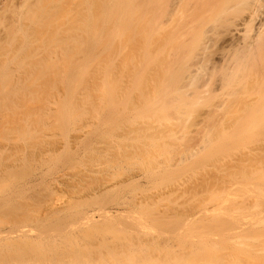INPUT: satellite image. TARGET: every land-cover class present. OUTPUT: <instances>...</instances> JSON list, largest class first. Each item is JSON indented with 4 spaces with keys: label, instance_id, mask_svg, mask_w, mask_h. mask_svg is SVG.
I'll return each mask as SVG.
<instances>
[{
    "label": "rangeland",
    "instance_id": "1",
    "mask_svg": "<svg viewBox=\"0 0 264 264\" xmlns=\"http://www.w3.org/2000/svg\"><path fill=\"white\" fill-rule=\"evenodd\" d=\"M212 1L117 0L1 68L0 232H31L0 264H264V84L226 79L264 2Z\"/></svg>",
    "mask_w": 264,
    "mask_h": 264
},
{
    "label": "bare ground",
    "instance_id": "2",
    "mask_svg": "<svg viewBox=\"0 0 264 264\" xmlns=\"http://www.w3.org/2000/svg\"><path fill=\"white\" fill-rule=\"evenodd\" d=\"M116 1L117 0H0V70L2 71L5 68L7 69L8 64L11 62L13 64L14 63L18 64L16 66H19L20 68L19 67L18 68L21 70L25 60H30L33 57L38 59L42 55L41 52L47 53L48 50H51L53 52L55 49H59V50L70 49V48H76L75 46L79 47L83 45L87 41L88 37L86 35L90 32V30L98 31V32L102 31V28L104 27L105 13L109 10L112 11L114 8L112 6L109 7V4H112ZM210 1L208 0V2ZM213 1L211 2V4L215 2ZM224 1L227 0H223V2ZM260 1H262V3L264 2V0H233L234 2L233 4L237 3L236 5L238 6L241 2H243L251 10V11L249 10L250 16H248V18L250 17V22L247 25L250 26L251 24L253 25L254 18L257 17L256 14L257 12H259L258 10H260L263 5ZM217 3L216 5L218 6L222 5V4L219 5L220 3L219 4ZM257 3H261V4H259L260 6H258L256 12ZM214 6L212 7L215 9ZM222 6H224L222 12L223 10L227 11V9H225L226 3L225 4L223 3ZM244 6L242 5V7ZM199 7L198 8L201 9L203 6L202 7L199 6ZM248 7L245 8V10L244 9L243 10L246 11ZM126 26L128 27V24ZM186 26L188 27V25ZM250 26H248V28ZM259 31L260 32H257L255 34L254 33L251 34L252 32H247L249 34L248 35L249 37L247 38L244 37L246 39L243 38L245 41L243 42L244 44H241L243 46L237 53L235 52V54H233L234 56L232 55L233 56L231 62L233 66L232 72H231V68H229L231 75H229L226 79L227 81L229 80L230 84L232 82L234 83V86H238L239 88H241L242 91H244V85H247L249 81L250 82L259 81V83L262 82V84H264V63L262 62L260 63V59L261 61L262 60L264 61V29L263 31H261V29ZM187 32H189V30ZM28 51H30V54H27ZM55 56L57 57V55ZM3 67L4 69H1ZM1 71H0V77L1 74L2 77H4L5 70L2 73ZM186 76L189 77L188 75ZM235 83H237V85H235ZM241 89L239 91H241ZM237 93H239L238 90ZM235 94L236 91L232 88V90H229L228 96L233 97ZM256 104L252 105L250 102H246L244 103V108L254 109V106ZM261 106L263 105L261 104ZM209 138L210 137H208L207 139ZM211 139L210 141L209 140L208 141L211 142ZM256 144L257 145L260 144L259 146H264V140L262 142L261 141L257 142ZM225 200L223 201L224 203H226L227 200L229 201V199H227L226 201ZM221 202L222 201L220 200V203ZM223 202L221 204H223ZM101 214L107 216V214L109 213L104 212V214L103 213ZM87 217H92V215ZM91 220L95 221L92 218ZM88 222H90V220ZM25 227H20L21 229H17L14 231L11 230L13 233L10 231L9 235L8 232L7 234L6 233L5 234L8 236V238L11 237L12 235H14L15 237L17 236V238L19 237V235L26 236L31 231H29ZM5 234H3V232H0V237L4 235V238H6Z\"/></svg>",
    "mask_w": 264,
    "mask_h": 264
}]
</instances>
